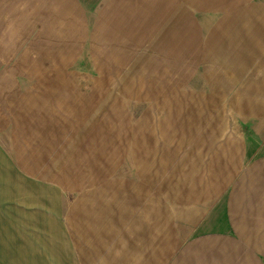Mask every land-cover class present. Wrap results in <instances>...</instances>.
Here are the masks:
<instances>
[{
  "label": "rangeland",
  "instance_id": "374dc122",
  "mask_svg": "<svg viewBox=\"0 0 264 264\" xmlns=\"http://www.w3.org/2000/svg\"><path fill=\"white\" fill-rule=\"evenodd\" d=\"M222 1L21 0L13 7L27 19L20 23L22 29H30L33 20L28 19L41 13L42 59L38 72L56 79L55 86L44 87L50 92L43 93L39 109L43 130L37 135V146L32 142L33 135L27 134L31 140L21 142L18 146L22 148L15 150L21 160L25 158L31 172L19 169L15 174L34 181V170L41 168L42 178L52 181L43 182L37 190V183L31 182L26 200L18 199L14 191L9 199L0 195V217L11 219L2 212L8 208L49 207L53 193L62 206L73 207L75 236L67 245L64 237L54 243L44 230L29 226L14 229L11 222L5 228L8 223L0 219V242L6 243L0 264L28 262L30 250H20V260L5 257L16 231L26 238L35 233L39 238L36 241L43 240L48 247L50 243V253L42 246L43 259L50 264L68 254L74 260L71 258L68 264H80L76 253L111 258L109 254L117 246L113 227L119 219L129 222L135 215L154 214V221H167L157 193L172 186L178 189L177 181H169L172 171L179 172L181 178L188 171L178 165V126L190 122L197 125V136L206 138L210 126L216 133L225 131L228 113L264 111V69H257L258 61L264 64V54L260 60L259 55L251 57L250 65H241L244 60L238 56L242 33L249 43L255 42V48H264V0H249L229 11H216L217 17L210 19L211 3ZM197 6L203 10L198 11ZM210 29H215L211 40ZM69 31L86 33L82 44L75 38V65H49L55 51L60 58ZM197 37L201 47L197 46ZM225 44L227 48L222 47ZM220 47L223 52H217ZM8 48L15 49L16 45L4 46ZM79 50L84 54L77 60ZM221 58L224 65H218ZM3 60L10 64L5 74L15 78H27L29 70L33 74L38 66L11 65V59ZM261 88L262 93L258 92ZM234 121L238 122V131L233 136L240 141L242 119ZM169 137L173 138L170 146ZM14 138L25 137L15 132ZM223 140L219 138L216 146L220 147ZM214 151L202 149V158L197 155V174L207 172L205 162ZM13 161L17 163L16 157L11 165ZM64 216L57 225L69 234ZM44 217L55 223L50 215ZM26 221L33 226L31 219ZM162 250L157 263L168 264L174 247L167 245Z\"/></svg>",
  "mask_w": 264,
  "mask_h": 264
},
{
  "label": "crops",
  "instance_id": "0c3cea01",
  "mask_svg": "<svg viewBox=\"0 0 264 264\" xmlns=\"http://www.w3.org/2000/svg\"><path fill=\"white\" fill-rule=\"evenodd\" d=\"M247 1L250 2L249 0L213 2L209 8L211 12L209 18L217 17L216 11H229L231 7L243 6ZM19 3L21 0H0V193L9 191L12 186L11 191L17 194L18 199L26 200V190L31 188V182L37 183L34 185L37 190L43 185V182L49 184L48 182L51 183L52 180L42 178L41 168H37L39 174L34 170V177L29 175L34 181L21 174H15V171L19 169L31 172L24 162L25 158L21 160L15 150L22 148L18 146L21 142L26 143L28 139V141L31 140L30 137L26 138L27 134L33 135L32 142L37 146L39 142L37 135H40L43 130L39 109L43 93L49 94L50 92V89H44V87L55 86L56 79L43 77L38 72L41 69L42 59L40 58L42 56V29L39 26L42 21L41 13L39 12L37 16L34 15L33 18L28 19L29 21L33 20L30 29H22L20 23H24L27 19L22 18L19 11H14L13 8ZM218 5L222 7L219 9ZM197 10L202 11L203 9L197 6ZM210 30L212 35L209 39L211 40L214 38L215 29ZM162 33L161 36H165L163 31ZM85 35L86 33L78 31L67 32L65 48L60 51V58L55 51L49 65H75L72 47L75 38H78L80 40L78 43L82 44ZM240 37L243 43L241 54L238 56L241 58L240 61L244 60L241 65H247V62L250 65L249 60L253 56L259 55L260 60L261 54H264V48H255L253 45L255 42L249 43L247 36L244 37L243 33ZM198 40L200 42L197 43V46L201 47L200 37ZM5 45H16V48L5 50ZM222 47L227 48V44ZM14 52L19 54H9ZM217 52H223L222 48H218ZM20 53H22V57ZM77 53L78 60L81 56L83 57L84 51L79 50ZM238 56H233V58ZM3 58L11 59V62L8 61L11 65L38 66L35 70L33 69V74L29 70L27 78L10 77L5 74L7 69L9 70L7 65L10 64L5 63ZM220 62L218 61V65H224L223 61ZM257 65V69H264L262 61H258ZM258 92L262 93V88ZM248 93L250 94L249 91ZM259 98L263 97H258L257 100ZM236 113L237 115L228 113L225 131L216 133L210 126L212 130L210 129L211 133L206 138L197 136V125H191L189 122V125L178 126L179 142L176 143L179 150L177 157H180L178 165L179 168L184 167L188 171L183 178L179 172L172 171L169 174V181H177L178 189L174 190L172 186L170 190L167 188L157 193V198H161L162 212H165L167 221H154L153 213L151 216L145 214L143 217L135 215V219L131 217L129 222H125V218L124 221L119 219V223H115L112 232L114 243L119 248L115 246L113 253L109 254L111 258L106 260V254H102V256L89 254L87 256L83 253H76L80 264H158L159 253H162L160 251L163 246L167 245L174 247L168 264H264V111L249 110ZM208 117L210 118V116ZM236 118L242 119L240 141L233 136V133L238 131V122L234 121ZM208 123L210 125V121ZM166 128L165 126L162 130L165 132ZM15 132L22 133L25 138H18L15 141ZM219 138L225 140L220 142V147H217ZM170 139L173 138H168L169 146ZM197 141L200 148L197 147ZM202 149L210 151L214 149L215 151L208 156V161L205 162V171L207 172L197 174V155L201 157ZM218 149L219 153H217ZM13 157H16L17 163L13 161V165H11ZM182 157L184 164H182ZM14 176L17 177L16 180ZM36 195L37 193L29 195L28 198H33ZM50 195L52 211L49 207L47 209V207L35 204L36 207L29 210L25 206L14 207L12 210L8 208L2 212L10 215L11 219L0 217L8 223L3 227L9 228L11 226L9 222H11L13 224L11 228L21 230L29 226V229L44 230L52 237L51 229L53 227L39 223L43 215H50L51 219L55 220L56 241L63 237L66 240V245L68 241H73V236H75L72 228L73 207L66 204L60 208L58 214L55 213V209L61 205L60 200L53 193ZM157 212L160 211L157 210ZM31 214L38 220V223H32L33 226H31V222L26 221V215ZM63 216L69 234L63 233L57 225V221ZM15 233L16 238L9 245V255L5 257L20 260L23 257L19 251L24 249L31 251L28 262L24 260V264H50L48 259H43L42 254L44 245L45 248H48L46 252L50 253L52 249L50 243L48 247L47 243L43 244V240L42 242L36 241L39 238L35 236V233L28 234L27 238L22 231V234L20 231ZM29 237H32L31 241L27 242ZM52 241L55 243V240ZM5 245L6 243L0 242V249L3 250ZM47 255L50 256V254ZM71 255L68 254L59 259L56 257V264H68L71 258L73 260ZM7 261L11 262L14 259Z\"/></svg>",
  "mask_w": 264,
  "mask_h": 264
},
{
  "label": "bare ground",
  "instance_id": "6f19581e",
  "mask_svg": "<svg viewBox=\"0 0 264 264\" xmlns=\"http://www.w3.org/2000/svg\"><path fill=\"white\" fill-rule=\"evenodd\" d=\"M13 188H11V189H9V191H5V192H2L0 195H1V197H3V199H7V198H9V197H11V194H10V192H11V190H12ZM8 193V194H7ZM42 207H45L44 205H42ZM62 207V205H60L59 207H57L56 209H55V213H59V211H60V208ZM49 208H50V206H49ZM47 209H48V207H47ZM50 210L52 211V209L50 208ZM54 210V209H53ZM26 218H29V219H31L33 222L32 223H34V222H36V223H38V220H36V218H35V216L34 215H29V216H27ZM41 224H47V225H50L51 227H53L52 229H51V232L53 231V233H52V238L53 239H51V240H55V237L57 236L56 235V232H57V229H55V227H56V225H55V223L54 222H52L50 219H47V218H42L41 219ZM49 228V227H48ZM5 254V252L3 251V250H1L0 249V256H2V255H4ZM16 264V263H15Z\"/></svg>",
  "mask_w": 264,
  "mask_h": 264
}]
</instances>
